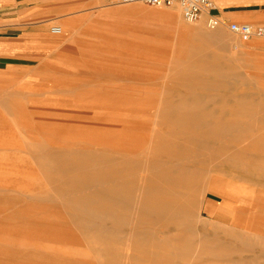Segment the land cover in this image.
<instances>
[{
  "label": "rangeland",
  "instance_id": "1",
  "mask_svg": "<svg viewBox=\"0 0 264 264\" xmlns=\"http://www.w3.org/2000/svg\"><path fill=\"white\" fill-rule=\"evenodd\" d=\"M52 17L64 31L37 60L0 63V264H264V38L119 0H53ZM179 29L215 67L193 65L192 87L165 78L172 50L145 49ZM124 90L214 113L172 114L151 144Z\"/></svg>",
  "mask_w": 264,
  "mask_h": 264
},
{
  "label": "crops",
  "instance_id": "2",
  "mask_svg": "<svg viewBox=\"0 0 264 264\" xmlns=\"http://www.w3.org/2000/svg\"><path fill=\"white\" fill-rule=\"evenodd\" d=\"M119 1L121 2V0ZM212 1L215 4L213 13L221 19L222 25L226 26L228 29H230L229 25L232 23L264 26V0ZM138 7H140V5L132 4L121 10V12L129 9L131 10L130 12L142 13ZM148 13L152 16H165L175 23L179 20V15L173 11H151ZM52 14L53 0H0L1 69L9 70L15 66L23 65L26 62L39 58L43 48L49 45L53 40ZM60 27H62L64 31V27ZM180 30L181 29L178 30V34L166 33L162 30L148 31L145 37L146 53L148 55L164 56L167 52H171L172 50V56L169 60L174 56L175 61H179L182 47H184L185 52L188 53L194 48V46H185H192V35L195 34V32L191 30ZM160 36H165L171 41L175 39V41L170 43V41L160 40L158 39ZM110 39L111 38H109V40ZM129 41L130 40L127 39L125 43L136 46V44ZM214 68L213 64L210 65L207 63L205 71L210 73ZM107 74L111 73L103 74V77L108 76ZM133 74L134 73H130L122 76L113 73L112 75L125 78L129 77L130 79ZM141 92L146 93L144 90H141Z\"/></svg>",
  "mask_w": 264,
  "mask_h": 264
},
{
  "label": "bare ground",
  "instance_id": "3",
  "mask_svg": "<svg viewBox=\"0 0 264 264\" xmlns=\"http://www.w3.org/2000/svg\"><path fill=\"white\" fill-rule=\"evenodd\" d=\"M62 29V27H60ZM200 32H204L203 29H201ZM63 33V29L62 32ZM58 35V34H56ZM197 64L199 69L198 71H205L206 70V66L204 65V63L201 62V57L199 55V50L197 48H193L192 51L190 53L185 52L184 47H182V53L180 56V60L179 61H175L174 56L169 60V64L167 66V73L165 75V78L167 79V81H171L172 83H181L183 85H185V87H192L194 85V81L197 78V74L195 73V70H193V65ZM106 83V82H105ZM108 84V83H107ZM101 91H104L105 93H109L112 92L113 90H108V88H103ZM109 91V92H108ZM138 94L141 95L140 99H133V95L129 94V91L124 90L123 92L127 95L125 99L128 103V105L126 106H119L117 108L118 111L119 110H136L138 111H148L149 112V117L151 118V122H148L149 124H147L146 127V132H147V136H149V142L152 144V142H154L159 136L161 137V135H166L168 132H170L169 127L172 126V122L170 121H166L164 118L171 116L172 114L177 115L178 118H209L213 116L214 112H206L203 110H200V107L198 106H191V107H184L181 105H175V106H170V105H163L161 103H158V98L156 96L150 97L151 99L148 98V93H142L141 90H136ZM139 91V92H138ZM122 92V91H121ZM164 92V93H163ZM162 93L165 94V91H163ZM114 93V92H113ZM173 94V93H172ZM189 95V94H188ZM166 95H162L159 96V101L160 100H164ZM183 95H181L179 97V101L181 103H184L186 101L187 97H182ZM196 99V98H195ZM134 100H143V101H151L152 103H155L154 105H149V106H134L133 101ZM132 102V104H131ZM116 109V110H117ZM225 109H222L220 112V115H224V111ZM120 119V118H119ZM190 121V120H189ZM143 122V121H142ZM147 122V121H145ZM196 122V121H195ZM180 123H185V122H179ZM187 123V122H186ZM190 123V122H189ZM192 123V122H191ZM197 123V122H196ZM195 123V124H196ZM205 125H207V122H204ZM203 123V124H204ZM199 124V123H198ZM228 124V122H227ZM142 125V124H141ZM184 125V124H183ZM223 125H226V122H223ZM167 126L168 128L165 131H161V127ZM143 126H138L136 129L133 130V132H143L142 129ZM163 129V128H162ZM142 130V131H141ZM123 131V130H122ZM130 131V130H129ZM214 130L210 133H213ZM130 134V133H128ZM221 135V133H220ZM223 135V134H222ZM160 146V145H159ZM38 153V152H37ZM60 153V152H59ZM107 153V152H106ZM44 154V153H43ZM115 154V153H114ZM124 154V153H123ZM113 155V153H112ZM156 156V155H154ZM104 158L106 156H103ZM109 157V156H108ZM111 157V156H110ZM109 157V158H110ZM99 159V158H98ZM111 159V158H110ZM128 159V158H127ZM132 159V158H131ZM104 160V159H103ZM107 160V159H106ZM124 160V159H123ZM153 160V159H152ZM137 161V160H136ZM113 161H111L112 163ZM124 162H126V160H124ZM100 163V162H99ZM99 167V165H98ZM97 168V167H96ZM98 173V172H97ZM53 191V190H52ZM59 196V195H58ZM47 201V200H46ZM2 204V203H1ZM79 210V209H76ZM23 211V210H22ZM18 212V211H17ZM30 212V211H29ZM78 213V212H76ZM25 214V213H24ZM27 214V212H26ZM31 215V214H29ZM36 215V214H34ZM80 215V214H78ZM39 216V215H38ZM81 216V215H80ZM84 216V215H83ZM87 216V215H86ZM85 216V217H86ZM40 217V216H39ZM1 219V218H0ZM26 220V219H25ZM46 223V222H45ZM48 224V223H47ZM1 233V232H0ZM4 263V262H3Z\"/></svg>",
  "mask_w": 264,
  "mask_h": 264
},
{
  "label": "built area",
  "instance_id": "4",
  "mask_svg": "<svg viewBox=\"0 0 264 264\" xmlns=\"http://www.w3.org/2000/svg\"><path fill=\"white\" fill-rule=\"evenodd\" d=\"M122 3H145L156 7H177L187 22H195L207 17L208 27L216 29L222 25L221 19L213 13L215 4L212 0H121ZM232 32L238 34L244 41L254 37H264V26L232 23L229 25ZM54 34H61L59 26H53Z\"/></svg>",
  "mask_w": 264,
  "mask_h": 264
}]
</instances>
